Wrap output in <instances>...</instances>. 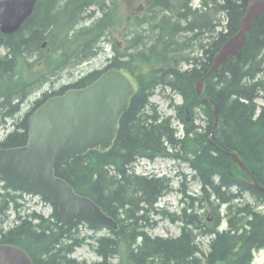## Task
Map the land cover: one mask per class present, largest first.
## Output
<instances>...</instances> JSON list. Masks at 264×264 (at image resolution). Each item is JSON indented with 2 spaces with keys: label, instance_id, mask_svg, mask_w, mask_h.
I'll return each mask as SVG.
<instances>
[{
  "label": "trees",
  "instance_id": "1",
  "mask_svg": "<svg viewBox=\"0 0 264 264\" xmlns=\"http://www.w3.org/2000/svg\"><path fill=\"white\" fill-rule=\"evenodd\" d=\"M107 2L38 0L33 15L18 32L5 35L0 31V49L4 50L0 54V126L14 118L33 93L52 83L60 73L81 67L98 56L102 41L108 44V35L120 21L117 3L108 12ZM95 6L99 16L98 11L91 12ZM206 6L208 36L199 40L197 55L195 38L190 48L186 41L176 38L172 27L160 31V47L153 40L150 48L132 55L127 63L122 61V52L116 47L104 70H93L58 91L44 92L34 108L0 139V149L27 145L30 116L52 96L85 88L109 69L128 70L136 78L139 90L119 122L113 148L108 152L92 150L56 167L57 176L116 219L119 230L97 238L81 236L79 226L83 224L67 222L58 207L45 197L42 199L53 208L50 217L37 212L22 215L19 199L31 193L4 183L0 187V245L22 249L32 264L252 263L254 253L264 249V215L257 210L264 206V193L245 183L252 181V175L264 186V13L249 33L240 58L229 60L205 81L203 96L216 104L215 117L212 103L202 102L195 85L209 73L213 58L224 43L239 31L248 0H208ZM154 12L151 4L147 14ZM91 18L90 25H86ZM140 36L146 46L145 38ZM45 42L48 45L44 49ZM184 65L190 67L183 70ZM158 88L182 96V105L171 104L176 110L175 117L161 116L151 103ZM199 113L206 120L204 127L196 124ZM175 120L183 125V138L178 137ZM230 153L239 155L249 173L234 162ZM159 157L187 163L201 184L198 197L188 196L182 190L191 200L182 216L161 212L173 222L183 221L182 234L177 238L149 234L157 224L150 218L159 214L156 204L171 191V180L138 176L132 170L140 158ZM246 194L256 206L244 202ZM197 202L200 208L214 212L217 223H208L198 214ZM221 207H226L228 230L224 232L217 230L222 219ZM11 209L16 219L13 227L5 229ZM194 228L202 235L213 236L207 254L197 243ZM85 245L92 248L100 261L88 263L71 257ZM197 254L205 258L199 259Z\"/></svg>",
  "mask_w": 264,
  "mask_h": 264
},
{
  "label": "water",
  "instance_id": "2",
  "mask_svg": "<svg viewBox=\"0 0 264 264\" xmlns=\"http://www.w3.org/2000/svg\"><path fill=\"white\" fill-rule=\"evenodd\" d=\"M37 1L0 0L1 32L5 35L18 32L33 14ZM263 13L264 0H248L239 31L224 43L209 73L195 86L205 104L211 101L203 97L205 79L229 60L240 58L249 33ZM46 46L44 43L43 48ZM137 93L138 84L127 70L111 69L84 89L69 90L49 99L29 118L27 145L0 149V178L52 200L69 223L118 231V222L92 199L78 195L66 180L57 176L56 167L92 150L110 151L119 132V121ZM213 106L216 117L214 102ZM229 155L248 172L237 153ZM252 179L247 184L264 193V186ZM0 264H32V261L21 249L0 245Z\"/></svg>",
  "mask_w": 264,
  "mask_h": 264
},
{
  "label": "rangeland",
  "instance_id": "3",
  "mask_svg": "<svg viewBox=\"0 0 264 264\" xmlns=\"http://www.w3.org/2000/svg\"><path fill=\"white\" fill-rule=\"evenodd\" d=\"M138 0H128V6L131 9L134 8ZM98 11V6H95L91 9V11ZM91 21H88L86 25H90ZM121 41V39H120ZM106 51L101 52L95 59L90 62L84 63L81 67H78L73 70L63 71L59 74L58 77L54 78L52 83L33 93L20 107L19 111L16 113L14 118L9 119L8 125L9 128L12 129L15 122L19 119L25 117L35 105V102L41 98L44 92L49 91H58L62 86L68 85L77 81L80 78H83L85 75L91 73L95 69H102L106 66L109 58L112 57V48L111 46H106ZM4 50L0 49V54H3ZM260 105H262V101H258ZM151 103L157 106L158 112L163 117L172 116L175 117L176 110L174 107H171V104H175L177 106L182 105L183 98L180 94L171 91L170 89H161L158 88L155 91V94L151 98ZM174 124L179 128L178 137L183 136V125L175 120ZM196 124L204 127L206 126V120L201 113L197 117ZM5 128L0 130V139L5 136ZM142 164H136L135 173L142 176H157L167 177L171 180V187L175 193H168L165 195L157 204V208L159 210H168L169 213L180 215L182 211V206L187 207L191 203V200L185 197L182 190H186L187 195L199 196L201 192V184L194 178V172L189 168V166L181 162L179 160H175L172 158H161L156 159L155 161H146L141 160ZM4 186V182L0 179V187ZM177 192V193H176ZM182 198V202L179 200ZM21 204H24L25 211L24 213L37 212L38 214L49 217L53 211V208L50 204L45 203L39 197L31 196L28 194H24L21 199H19ZM245 202L251 204L252 206H256L255 201L251 198L250 195H245ZM235 203V204H239ZM170 205L169 209L167 206ZM196 210L199 215L207 217V214L210 213L211 209L200 208L199 203H195ZM259 211H262L264 214V207H258ZM226 211V207H223L220 212L221 215L224 216ZM190 212V211H188ZM151 222L157 223L153 229L149 231V234L153 237H163V238H176L181 234V223L176 222L173 223L169 217H164L162 214H153L151 216ZM14 225V213L11 212L10 219L5 223V229H9ZM228 228V224L226 221H223L220 230H225ZM79 232L81 236H85L87 238H97L103 235H108L109 232L107 230H92L87 225L79 226ZM89 242H93L92 239H89ZM198 242L200 243L203 251L208 252L209 244L211 242V237H202L198 238ZM202 256V255H201ZM74 258L79 261H87L89 263L98 262L100 258L94 253L92 248L88 245H85L76 250L74 254ZM253 264H264V250L255 254V260Z\"/></svg>",
  "mask_w": 264,
  "mask_h": 264
},
{
  "label": "flooded vegetation",
  "instance_id": "4",
  "mask_svg": "<svg viewBox=\"0 0 264 264\" xmlns=\"http://www.w3.org/2000/svg\"><path fill=\"white\" fill-rule=\"evenodd\" d=\"M108 2V12L114 7L113 3H117L116 14L120 19L118 27L110 34L109 40L113 47L121 48L122 61L125 63L145 47L150 48L153 40L159 43L160 31L167 27H172L176 38L186 41L190 48L191 40L195 38V54H198L199 40H204L208 36V13L204 0H138L131 10L128 0H108ZM151 4L155 8L153 15L147 14ZM137 34L139 38L132 40ZM140 35L145 38L146 46L140 41ZM160 45L161 42L157 47ZM210 223H216L215 217ZM182 231L183 227L181 234Z\"/></svg>",
  "mask_w": 264,
  "mask_h": 264
},
{
  "label": "bare ground",
  "instance_id": "5",
  "mask_svg": "<svg viewBox=\"0 0 264 264\" xmlns=\"http://www.w3.org/2000/svg\"><path fill=\"white\" fill-rule=\"evenodd\" d=\"M204 1H205V4L208 2V0H204ZM246 9H247V8H246ZM245 11H246V10H245ZM244 15H245V14H244ZM242 19H243V18H242ZM240 26H241V24H240ZM204 48H205V49L208 48V44H207V43L204 44ZM213 59H214V58H213ZM215 73H216V72H215ZM212 74H213V73H212ZM172 191H173V189H172V187H171V191H169L168 193H171ZM168 193H166L165 195H167ZM165 195H164V196H165ZM94 253H95V252H94ZM74 254H75V253H74ZM74 254L71 255L72 258H74ZM95 254H96V253H95ZM75 259H76V258H75ZM77 260H78V259H77ZM86 262H87V261H86ZM88 263H89V262H88Z\"/></svg>",
  "mask_w": 264,
  "mask_h": 264
}]
</instances>
